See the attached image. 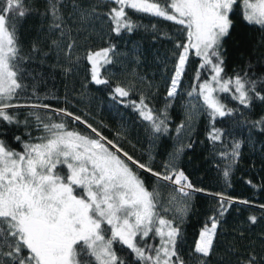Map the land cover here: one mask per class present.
<instances>
[{"label": "snow or ice", "instance_id": "snow-or-ice-1", "mask_svg": "<svg viewBox=\"0 0 264 264\" xmlns=\"http://www.w3.org/2000/svg\"><path fill=\"white\" fill-rule=\"evenodd\" d=\"M105 2L114 5L104 14L114 33L119 34L122 29L131 32L137 27L128 10L163 18L179 25L178 31H186V42L178 41L175 45L176 63L166 99L177 95L189 56L194 52L201 63L188 96L202 100L199 107L212 120L234 111L221 102L218 93L230 92L245 107L250 106L254 97L264 101V90L258 91L257 81L249 79L247 73L227 78L224 75L222 41L232 27L230 13L239 0ZM69 4L72 11L65 15ZM101 6L99 0L92 7L84 6L80 0H46L43 18L50 31L59 33L58 40L53 41L57 47L61 46L59 41L68 38L64 47L69 59L76 44L71 38L73 18L85 25ZM32 11L29 0H0V264H189L181 251L182 230L175 220L188 215L193 193L206 190L196 188L185 171L176 166L183 146L156 170L151 157L149 162L135 159L81 116L43 102L46 98L38 97L35 90L29 100L20 102L27 86L22 82L19 22ZM242 16L247 23L264 28V0H242ZM114 47L88 49L85 53L91 82L96 85L109 83L102 77L101 69L113 63ZM33 51H38L35 45ZM204 70L210 71L209 79H201ZM112 93L114 99L130 94L119 85ZM132 104L150 123L153 133L168 132L170 105L158 113L143 96L139 103ZM197 106L192 104L193 108ZM20 115H25L24 120ZM63 117L85 125L89 134L70 129ZM33 121L42 135L32 136ZM256 123L264 131V117ZM21 124L29 131L12 137L22 146L17 151L3 137L8 135V126ZM184 127L182 122L176 131L179 133ZM222 135L213 126L208 138L216 142ZM186 147L191 148L192 144ZM239 149L236 142L231 152H221V157L234 163ZM142 174L154 177L157 186L149 190ZM229 174L230 164L223 171L225 178ZM161 187L171 189L167 204L162 202ZM207 194L217 198V206L199 230L189 254L198 258V264H207L222 218L232 204H252L223 193ZM259 207L264 210V204ZM169 213L173 218H168ZM247 219L253 225L258 220L255 215ZM149 239H158V243H148ZM115 244L126 248L130 259L121 257ZM248 247L252 250L245 253L235 247L229 249V254L236 256L235 264H264V255L258 254L254 245Z\"/></svg>", "mask_w": 264, "mask_h": 264}, {"label": "trees", "instance_id": "trees-1", "mask_svg": "<svg viewBox=\"0 0 264 264\" xmlns=\"http://www.w3.org/2000/svg\"><path fill=\"white\" fill-rule=\"evenodd\" d=\"M97 8V15L85 25L73 18L71 38L76 44L71 58L66 56L68 38L57 41L59 33L52 32L43 18L46 0H29L32 13L19 22V40L23 57L21 68L22 82L27 86L21 93V103L29 100L35 90L38 97L52 108H67L92 124L103 136L114 140L124 151L141 162H149L156 170L170 159V154L183 146V151L175 160L178 168L185 171L196 188L206 192L193 193L192 207L182 220L177 216L175 222L182 230L181 251L189 264H198L196 256H189L194 247L199 230L217 206V198L207 193H223L225 196L246 199L251 206L234 203L222 218L214 251L207 264H235L236 256L229 254L230 248L241 253L255 251L264 255V131L257 124L264 117V101L253 98L250 106L240 105L232 94L218 93L222 103L234 109L231 115L217 116L212 120L203 110L202 100L188 96L195 83L197 68L201 61L194 52L189 56L177 95L166 99V94L176 63V43L186 42V31L180 32L179 25L163 18L153 17L128 10V14L137 25L133 31L121 30L119 34L111 31L112 24L104 15L114 6L105 0ZM86 7H92L98 0H80ZM72 11L65 9V15ZM232 27L223 38L225 78L235 74H248V78L257 81L258 91L264 90V28L247 23L242 16V0L230 13ZM35 45L38 51H33ZM114 45L113 63L101 69L106 85H96L90 79V65L84 58L88 49L97 50ZM71 69L70 71H65ZM210 71L201 72V79H208ZM129 90L128 97L113 98L112 90L117 86ZM254 95V94H253ZM141 96L149 107L159 113L166 105L168 113V132L153 133L148 121L143 120L132 102L139 103ZM191 101V104L189 103ZM192 104H197L196 108ZM26 114L27 109L22 110ZM24 120L25 115H20ZM61 117H57V120ZM70 129L84 134L90 130L85 125L73 123L63 117ZM185 123L184 129L176 131L178 125ZM30 129L33 137L42 135L35 128L34 121ZM223 133L221 140L212 142L208 133L212 127ZM6 137L10 146L20 151L22 146L13 136L26 133L29 129L23 124L19 127L8 126ZM25 139L28 137L25 136ZM239 142L240 155L234 163L221 157V152H231V146ZM189 143L191 148L186 147ZM230 164V174L224 177L223 171ZM146 186L151 190L157 186L154 177L142 174ZM251 181V183H248ZM162 202L167 204L170 188L159 189ZM225 207H228L225 204ZM255 215L256 224L248 222V216ZM168 218H173L169 213ZM243 234V238H241ZM110 235V233H109ZM148 243H158L149 239ZM114 247L124 259H130L126 248L119 244Z\"/></svg>", "mask_w": 264, "mask_h": 264}, {"label": "rangeland", "instance_id": "rangeland-1", "mask_svg": "<svg viewBox=\"0 0 264 264\" xmlns=\"http://www.w3.org/2000/svg\"><path fill=\"white\" fill-rule=\"evenodd\" d=\"M209 78H210V77H209ZM209 78H208V79H209Z\"/></svg>", "mask_w": 264, "mask_h": 264}]
</instances>
